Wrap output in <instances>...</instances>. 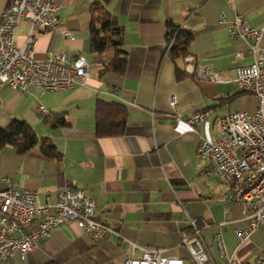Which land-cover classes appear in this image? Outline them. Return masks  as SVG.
I'll return each instance as SVG.
<instances>
[{
	"label": "crops",
	"instance_id": "0c3cea01",
	"mask_svg": "<svg viewBox=\"0 0 264 264\" xmlns=\"http://www.w3.org/2000/svg\"><path fill=\"white\" fill-rule=\"evenodd\" d=\"M8 1L0 0V10ZM92 1L57 0V28L34 32L35 59L43 60L49 52L85 58L90 76L84 84L26 92L0 84V128L13 119L24 120L60 153L48 157L38 145L24 154L1 148L0 189L7 178L44 202L47 195L55 200L59 189L80 187L94 198L97 217L113 230L93 239L80 222L61 223L38 240L25 260L15 256L0 264H121L131 253L139 257L141 248H162L164 254L193 264L182 243L190 231L189 218L212 224L201 231L211 264H225L211 239L216 230L223 234L228 255L253 264L264 251V226L240 239L238 232L247 225L242 207L230 201L227 187L208 161L197 157L196 148L202 138L216 140L222 116L256 108V98L237 90L233 81L234 67L249 63L252 56L243 41L230 36L228 26L237 13L250 26L264 25V0H110L105 7L112 25L122 30L120 48L127 57L123 74L103 71L112 49H90ZM220 13L226 23L218 22ZM166 22L192 32L184 57L171 58ZM29 32L28 21L21 19L14 30L16 43L23 44ZM260 45L264 47V37ZM237 51L244 52L242 58L235 57ZM187 55L195 65L217 72L219 79L185 72ZM176 67L184 70L183 78L176 79ZM97 99L125 106L120 135L95 134ZM195 112H204L205 118L193 128L174 119L176 113L184 120ZM59 114L64 124L52 126L47 119ZM132 244L138 246L134 252Z\"/></svg>",
	"mask_w": 264,
	"mask_h": 264
},
{
	"label": "built area",
	"instance_id": "2783aa9c",
	"mask_svg": "<svg viewBox=\"0 0 264 264\" xmlns=\"http://www.w3.org/2000/svg\"><path fill=\"white\" fill-rule=\"evenodd\" d=\"M57 8V0H9L0 10V84L26 92L30 88L62 91L85 83L90 71L83 56L49 52L43 60L33 57L34 32L57 28ZM23 18L28 21L30 32L23 44H17L14 30ZM218 22L226 23L223 13L219 14ZM228 32L232 38L243 41L245 52L252 56L249 63L234 67L233 81L237 90L256 98V108L252 112L236 110L222 116L216 140L210 142L202 138L196 155L208 161L209 168L227 187L230 201L241 205L247 225L238 235L245 240L255 229L264 226V47L260 45L264 25L250 26L237 13L229 23ZM63 34L74 37L67 30H63ZM243 53L237 51L235 57L242 58ZM184 60L188 74L219 79V74L207 66L195 65L192 56L187 55ZM204 118V112H195L184 120L180 114L174 115L175 121H184L192 128ZM5 181L6 186L0 189V263L15 256L25 260L38 240L47 237L51 229L61 223L78 221L93 239L102 238L113 230L97 217L94 198L80 187L59 189L55 200L47 195L45 201L40 202L33 192L11 184L7 178ZM211 225L206 220L189 218L190 231L183 236L182 243L193 264H211L201 236V231ZM211 239L225 264H251L228 255L220 230L212 232ZM137 247L132 244V252ZM141 249L139 257L131 253L121 264H185L181 257L164 254L162 248ZM258 264H264V251L258 257Z\"/></svg>",
	"mask_w": 264,
	"mask_h": 264
},
{
	"label": "trees",
	"instance_id": "16d2710c",
	"mask_svg": "<svg viewBox=\"0 0 264 264\" xmlns=\"http://www.w3.org/2000/svg\"><path fill=\"white\" fill-rule=\"evenodd\" d=\"M109 1L94 0L90 5L89 46L96 53L112 49L114 51L112 57L102 62L103 71L110 70L123 74L127 62L126 52L120 48L123 35L120 28L112 25L111 14L105 7ZM192 38V32L172 22H166V40L170 42L169 54L172 59L184 57L187 54V48ZM185 75L184 70L179 67L175 68L176 79H181ZM125 116L126 109L123 104L97 99L95 103V134L98 137L120 135L125 128ZM47 120L52 126L64 124L62 114L52 116ZM36 145L48 157L53 158L60 155L53 143L44 137H39L29 123L24 120L13 119L6 127L0 128V149L10 146L18 154H24ZM45 264L57 263L50 261Z\"/></svg>",
	"mask_w": 264,
	"mask_h": 264
},
{
	"label": "bare ground",
	"instance_id": "6f19581e",
	"mask_svg": "<svg viewBox=\"0 0 264 264\" xmlns=\"http://www.w3.org/2000/svg\"><path fill=\"white\" fill-rule=\"evenodd\" d=\"M169 47H170V42H169ZM253 264H258V258L255 259V261L253 262Z\"/></svg>",
	"mask_w": 264,
	"mask_h": 264
}]
</instances>
